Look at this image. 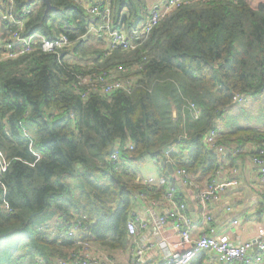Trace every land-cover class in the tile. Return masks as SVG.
<instances>
[{
	"label": "trees",
	"instance_id": "trees-1",
	"mask_svg": "<svg viewBox=\"0 0 264 264\" xmlns=\"http://www.w3.org/2000/svg\"><path fill=\"white\" fill-rule=\"evenodd\" d=\"M6 1L0 0L3 12ZM14 1L19 15L29 9L22 35L65 34L70 44L57 54L36 50L0 61V264H53L72 240L38 226L67 230L81 212L87 216L84 238L107 252L124 249L131 194L146 190L137 181L141 167L167 158L201 184L223 163L205 135L217 128L216 114L221 120L235 104L234 94L258 103L262 128L234 124L219 132L217 144L228 148L231 136L240 145L264 143V0L183 4L135 48H96L88 55L82 51L91 26L107 21L120 31L139 30L150 0H88L109 10L102 16H90L75 0H49L56 8L45 16L44 0ZM6 35L0 20V55ZM72 45L77 53L69 64L64 57ZM138 63L129 93L83 99L75 92L76 73ZM188 101L199 109L197 119ZM115 148L116 165L108 158ZM226 161L233 166L231 155ZM206 258L196 256L191 264Z\"/></svg>",
	"mask_w": 264,
	"mask_h": 264
},
{
	"label": "built area",
	"instance_id": "built-area-1",
	"mask_svg": "<svg viewBox=\"0 0 264 264\" xmlns=\"http://www.w3.org/2000/svg\"><path fill=\"white\" fill-rule=\"evenodd\" d=\"M90 14V16L108 15L109 10L101 11L99 3L92 4L88 0H75ZM195 1L203 0H157L148 10L147 18L139 30L124 32L113 29L105 21L98 26H91L89 32L96 34L105 41L104 52L109 53L114 49L130 50L138 46L147 34L153 29L160 19L174 9ZM29 9L17 13L15 1L7 0L6 9L0 10V20L5 23L6 40L1 44L3 59H16L19 56L38 50L42 54H57L61 49L69 46L70 41L65 34L56 38H49L35 33L28 36L22 35L24 23ZM140 63L124 66L116 65L110 69L75 74V92L81 98H87L93 93H110L116 90L131 92L137 83L136 70H140ZM232 100L235 104L247 103V99L240 94H234ZM193 119L199 117V109L191 102H187ZM217 128L210 129L205 135V142L212 149L217 158L223 162L221 168L205 178L203 183L197 182V177L183 167H174L176 181L187 190H190L197 204L200 206V227L191 217L187 201L179 195L178 188L170 180L166 171V163L170 159H152L156 172L145 174L140 179V184L146 190H136L131 194L130 208L126 219V232L131 244L127 248L129 264H191L199 255L205 254L208 260L219 264H264V222L258 226L253 240L233 242L227 232L215 231L213 217L207 210L209 204L220 201L222 196L231 187L239 183L238 169L227 167V156L250 154L251 163L258 170V183L264 186V143L261 145L247 142L226 148L217 144L222 123L219 114L214 117ZM169 150L176 151L175 147ZM165 155L168 156L170 151ZM109 160L116 165L119 160L117 149L109 154ZM171 161V160H170ZM1 162V160H0ZM1 168V165H0ZM168 175H166L165 174ZM171 177V176H170ZM230 210V206L226 207ZM87 216L81 212L75 214L72 224L67 230H57L48 224L38 226L60 239L72 240L71 248L64 256L54 259L53 264H118L112 256L99 244L84 238L87 229ZM264 220V218H263ZM238 219L231 221L236 224ZM206 258V259H207Z\"/></svg>",
	"mask_w": 264,
	"mask_h": 264
},
{
	"label": "crops",
	"instance_id": "crops-1",
	"mask_svg": "<svg viewBox=\"0 0 264 264\" xmlns=\"http://www.w3.org/2000/svg\"><path fill=\"white\" fill-rule=\"evenodd\" d=\"M157 0H150V4H155ZM99 42H92V45L99 47L101 43V50H104L106 46L105 41L98 38ZM231 108L221 118L222 130L224 133L231 131L233 122L229 115L232 114ZM232 143L228 145V148H232L239 143L234 136H231ZM250 154H240L233 157V167L238 169L239 183L236 186L231 187L222 196L219 202L215 204H209L207 210L213 217L212 225L215 229L214 232L222 233L226 227H230L227 232L228 236L233 242H244L247 240H253L255 232L258 226L262 225L264 220V186H260L258 183V170L250 161ZM155 167L153 163L148 161L144 166L141 167L140 173L137 176V181L145 174L155 173ZM140 183V182H139ZM203 183V182H202ZM179 186V193L188 204L190 214L195 223H199L198 229L202 227L200 223V206L197 204L194 196L190 190ZM230 206V210H226V207ZM237 218L238 222L231 225V221ZM127 245L122 250L108 252L113 260L118 264H129V255L126 252L128 246L131 244L130 238L128 239ZM107 252V251H106ZM208 260V258H207ZM211 263L216 261L208 260Z\"/></svg>",
	"mask_w": 264,
	"mask_h": 264
},
{
	"label": "rangeland",
	"instance_id": "rangeland-1",
	"mask_svg": "<svg viewBox=\"0 0 264 264\" xmlns=\"http://www.w3.org/2000/svg\"><path fill=\"white\" fill-rule=\"evenodd\" d=\"M99 42L98 37L96 34L90 32V34L87 36V40L84 43L83 47V53L88 55L91 50H95L96 48H101V43L99 47H95L92 45V42ZM77 51H75V45H72L69 49V52L65 55L64 61L66 63H71L75 61V54ZM83 55V54H82ZM86 61H84L85 63ZM264 100V99H263ZM232 114L229 115L231 121L234 124H238L239 126L243 127H251V128H262V121H263V113L261 112V108L258 105V103H252V101L249 99L247 100V103H244L243 105L239 104H233L231 106ZM223 117L225 114L222 115ZM233 124V125H234ZM203 264H216L211 263L207 259H204Z\"/></svg>",
	"mask_w": 264,
	"mask_h": 264
},
{
	"label": "water",
	"instance_id": "water-1",
	"mask_svg": "<svg viewBox=\"0 0 264 264\" xmlns=\"http://www.w3.org/2000/svg\"><path fill=\"white\" fill-rule=\"evenodd\" d=\"M29 1H32V0H29ZM44 4H45V8H44L43 16H45L50 9L56 8L55 6L51 5L49 0H44ZM166 171L171 177H175L172 162L170 160L167 161L166 163ZM177 184L180 185V182L177 181Z\"/></svg>",
	"mask_w": 264,
	"mask_h": 264
}]
</instances>
